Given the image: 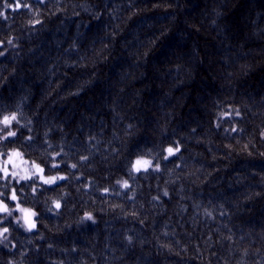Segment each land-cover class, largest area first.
<instances>
[{
	"label": "trees",
	"instance_id": "trees-1",
	"mask_svg": "<svg viewBox=\"0 0 264 264\" xmlns=\"http://www.w3.org/2000/svg\"><path fill=\"white\" fill-rule=\"evenodd\" d=\"M121 1L81 0L95 5L100 17L82 11L67 17L58 13L59 19L51 18L39 32L20 27L27 12L23 7L5 10L11 19H0V37L15 30L24 50L15 59L13 76L12 67L1 65L12 55L0 57V105L13 95H28L33 107L43 101L41 119L63 127V133L54 131L51 138H62L65 150L77 160L87 157L71 170L77 179L68 185L70 196L66 204L62 201L61 214L42 212L37 230H17L14 251L27 249L25 264H60L61 259L65 264H264V120L249 112L243 132H224L227 117L217 128L216 102L223 99L230 107L239 93L227 100L228 93L218 84L215 90L205 87V81L215 84L211 72L173 90L167 106L160 96L153 108L147 96L151 85L121 81V65L140 62L133 52H147V60L160 47L129 49L134 43L129 30L138 16L122 24L107 11ZM246 10L241 0L232 16H243ZM177 39L156 43L171 46ZM73 41L76 48L70 47ZM260 74L258 67L247 85L257 99L264 95ZM136 91L139 103L127 95ZM134 120L140 131L125 137L122 130ZM149 121L155 131L145 132ZM145 136L147 142H142ZM137 143V155L148 149L159 152L161 144L175 148L179 143L181 149L161 160L160 172L129 173L130 164L123 161ZM244 144L247 150L241 151ZM121 179L128 181L127 188L117 183ZM248 186L256 190L255 197ZM42 208L37 205V210ZM85 212L93 220L82 219ZM10 256L0 245V264Z\"/></svg>",
	"mask_w": 264,
	"mask_h": 264
},
{
	"label": "clouds",
	"instance_id": "clouds-1",
	"mask_svg": "<svg viewBox=\"0 0 264 264\" xmlns=\"http://www.w3.org/2000/svg\"><path fill=\"white\" fill-rule=\"evenodd\" d=\"M240 4L241 0H127L123 9L120 5H113L107 10L108 14L122 24L138 16L134 27L129 30V34L134 36V43L128 46L129 49L160 47V51L147 60L144 59L147 52L144 55L133 52L132 56L140 62L121 65L125 70L120 80L142 84L147 81L151 85L147 96L156 108V100L160 96H163L167 106L173 90L191 85L201 74L211 72L215 84L205 81V87L215 90L218 84L228 93L227 100H232L239 93L230 107L223 99L216 102L217 128L227 117L228 127L223 129L224 132L229 136L239 134L244 131L249 112L254 117L259 113L264 120V95H259L257 99L247 87L249 81L257 76L258 67L261 69L259 79L264 81V0H244L247 9L244 15L233 17ZM0 5V19L4 20L11 19L5 15L7 9L15 11L23 7L27 10L26 18L20 25L26 32L41 31L51 18L59 19L58 13L67 17L79 15L82 11L100 17L99 11H93L95 5H87L81 0H38L36 3L30 0H14V3L0 0ZM14 31L10 30L7 36L0 37V47L3 48L0 57H4L9 50H13L11 55L14 60L20 56L16 50L21 48V38L13 35ZM172 36L178 39L171 46L156 43L160 38L164 41ZM70 47L76 48V42L73 41ZM14 72L15 68L9 75ZM3 82L0 80V83ZM127 95L133 103H139L136 98L140 96V91ZM42 103L33 107L28 95H13L6 104L0 105V245L11 254L4 264H25L23 257L27 249L14 251L17 243L13 241H19L17 230L24 233L37 230L42 212L55 216L61 214L62 201L66 204L70 196L68 185L77 179L71 170L78 169L79 161L87 159L81 155L77 160L75 154L65 150L62 138L55 141L51 138L54 131L63 133V127L51 120L41 119ZM112 103L115 105L118 101ZM116 114L121 115L120 112ZM124 118L121 115V119ZM144 130L155 131L151 121ZM122 131L128 137L135 135L140 128L134 120L127 123ZM261 134L264 135V129ZM142 142H147V136ZM228 146L232 147L231 144ZM139 148L140 143H137L123 161L126 165L130 164L129 173H148L150 169L160 172L161 160L180 152L181 145L177 143L173 148L161 144L159 152L148 149L137 155ZM169 148L173 149L172 154ZM246 150L247 144H244L241 151ZM165 151L167 155H163ZM137 161H141L142 166H136ZM65 165L66 169L62 167ZM60 182L68 183L61 185ZM117 183L121 188L128 187L127 180H117ZM164 194L167 195V191ZM37 205H43V208L37 210ZM206 214L212 215L211 212ZM82 219L93 220V216L91 212H85ZM27 243H32L31 237Z\"/></svg>",
	"mask_w": 264,
	"mask_h": 264
},
{
	"label": "bare ground",
	"instance_id": "bare-ground-1",
	"mask_svg": "<svg viewBox=\"0 0 264 264\" xmlns=\"http://www.w3.org/2000/svg\"><path fill=\"white\" fill-rule=\"evenodd\" d=\"M122 2H124V0L123 1H121V2H119V3H115V5H120L121 7H122ZM36 27H39L38 25L36 26ZM1 48V47H0ZM156 48V47H155ZM21 49H23V47H21L20 49H17L16 51H19L20 52V56L21 55H23V51L21 50ZM3 49H1L0 51H2ZM13 50H9V52L8 53H10L11 54V52H12ZM72 54H66V56L68 57V58H72V56H71ZM17 64H18V62L16 61V60H14V59H6V58H4L3 59V61L1 62V65H4V66H7V67H9V69L12 67H17ZM13 76V75H12ZM53 136V135H52ZM54 141L55 140H57V139H53ZM63 167V166H62ZM229 173H227V175H228ZM234 178H235V175L233 174L232 175ZM231 176V177H232ZM237 180H240V182L241 183H245V185L247 186V182H245V180L242 178V179H239V178H236ZM247 188H250V189H252L253 191H255V193L253 194L254 195V197L256 196V190L254 189V188H252V187H250V186H248ZM264 191V190H263ZM115 192V191H114ZM115 194L116 195H118L116 192H115ZM40 250L41 249H39V251H38V253L40 252ZM58 264V263H57ZM60 264H65L63 261H62V259L60 260Z\"/></svg>",
	"mask_w": 264,
	"mask_h": 264
},
{
	"label": "snow or ice",
	"instance_id": "snow-or-ice-1",
	"mask_svg": "<svg viewBox=\"0 0 264 264\" xmlns=\"http://www.w3.org/2000/svg\"><path fill=\"white\" fill-rule=\"evenodd\" d=\"M168 151H169L170 154H172L173 149L172 148H169ZM136 166H142V162L141 161H137L136 162Z\"/></svg>",
	"mask_w": 264,
	"mask_h": 264
},
{
	"label": "rangeland",
	"instance_id": "rangeland-1",
	"mask_svg": "<svg viewBox=\"0 0 264 264\" xmlns=\"http://www.w3.org/2000/svg\"><path fill=\"white\" fill-rule=\"evenodd\" d=\"M165 155H167V153Z\"/></svg>",
	"mask_w": 264,
	"mask_h": 264
}]
</instances>
